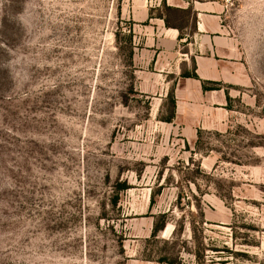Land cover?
Returning a JSON list of instances; mask_svg holds the SVG:
<instances>
[{"label": "rangeland", "instance_id": "obj_1", "mask_svg": "<svg viewBox=\"0 0 264 264\" xmlns=\"http://www.w3.org/2000/svg\"><path fill=\"white\" fill-rule=\"evenodd\" d=\"M221 6L0 0V264H264V0Z\"/></svg>", "mask_w": 264, "mask_h": 264}, {"label": "crops", "instance_id": "obj_2", "mask_svg": "<svg viewBox=\"0 0 264 264\" xmlns=\"http://www.w3.org/2000/svg\"><path fill=\"white\" fill-rule=\"evenodd\" d=\"M207 3L208 2L200 1V0H164V4L168 6L176 7L181 10L190 9L194 12V16L196 19L198 17V21H197V28L195 27V30H193V33L197 31L202 32L203 31L202 28L206 29L210 27L212 23V19L207 18V15L209 14H206V13L210 11L209 9L211 10H214L217 8L219 9V6L222 7L221 5H223V3L219 0L214 2V4H217V6H214L213 4L209 5ZM163 23H165L164 20H163ZM164 30L165 32L172 31L174 35H176L177 37H179L180 35L181 36L183 35L181 34L182 32L181 27H169L165 24Z\"/></svg>", "mask_w": 264, "mask_h": 264}, {"label": "trees", "instance_id": "obj_3", "mask_svg": "<svg viewBox=\"0 0 264 264\" xmlns=\"http://www.w3.org/2000/svg\"><path fill=\"white\" fill-rule=\"evenodd\" d=\"M164 6H165V8L168 10H178V8H176V7H172V6H168V5H166V4H164ZM183 11H185V12H187V11H189L190 12V9H186V10H183ZM161 18L165 21V24L167 25V26H169V27H179V26H174V25H172L171 24V22H170V19L168 18V16L167 15H161ZM189 75V74H188Z\"/></svg>", "mask_w": 264, "mask_h": 264}, {"label": "built area", "instance_id": "obj_4", "mask_svg": "<svg viewBox=\"0 0 264 264\" xmlns=\"http://www.w3.org/2000/svg\"><path fill=\"white\" fill-rule=\"evenodd\" d=\"M221 2H223V4H234L235 0H220Z\"/></svg>", "mask_w": 264, "mask_h": 264}]
</instances>
